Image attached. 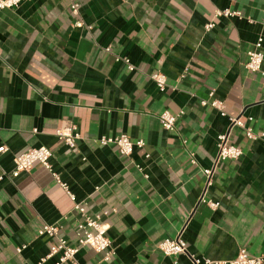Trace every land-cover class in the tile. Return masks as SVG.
<instances>
[{
	"label": "crops",
	"instance_id": "obj_1",
	"mask_svg": "<svg viewBox=\"0 0 264 264\" xmlns=\"http://www.w3.org/2000/svg\"><path fill=\"white\" fill-rule=\"evenodd\" d=\"M224 9L241 17H215ZM259 36L264 0H25L0 10V264H57L61 253L41 262L55 242L38 234L44 224L78 245L83 218L55 174L107 225L114 249L106 260L81 246L61 264H193L159 249L182 231L200 258L228 261L242 247L264 255V75L245 67ZM213 99L226 115L202 104ZM164 111L183 113L174 130L163 128ZM230 115L257 138L234 127L243 153L215 165ZM70 125L81 134L75 149L56 135ZM121 134L145 146L123 156L99 143ZM41 146L52 170L36 163L14 177V157Z\"/></svg>",
	"mask_w": 264,
	"mask_h": 264
},
{
	"label": "built area",
	"instance_id": "obj_2",
	"mask_svg": "<svg viewBox=\"0 0 264 264\" xmlns=\"http://www.w3.org/2000/svg\"><path fill=\"white\" fill-rule=\"evenodd\" d=\"M25 0H0V10L6 8H13L20 5ZM71 8L74 12H78L79 5L73 3ZM241 12L237 10L224 9L217 10L215 12V17H241ZM215 26V23L210 22L206 25V29L210 30ZM264 38L259 36L257 41L254 43V48L248 51V59L246 61L245 67L253 72H260L264 75L263 63H264V50H263ZM109 50V48L107 49ZM117 61L124 62L129 70L133 71L136 68L130 63L128 57H117ZM157 86L161 90H166L167 87V76L162 72H155L151 75ZM213 92L210 93V97L213 96ZM203 105L211 104L213 107L220 110L222 115H226L224 110V105L222 101L218 99H213L211 101L204 100L202 101ZM183 113L173 114L170 111H164L160 114L159 119L163 128L167 130H174L175 124ZM230 125L227 132L218 135L217 137V157L215 165L227 159H238L243 151L239 146L231 143L230 141V132L234 127L244 128L246 130V135L250 139L257 138L256 133L251 127H248L247 124L241 119V115H230L229 116ZM56 135L59 140L68 146L70 149H75L78 146V142L81 139V134L78 131V128L75 125H70L67 127L59 128L56 130ZM99 143L101 145H113L117 147L118 151L123 156L131 155L136 148H143L145 146V141L142 139L133 140L130 136L126 134H121L115 137L102 136L99 138ZM7 151L6 146L0 147V153ZM53 156L52 150L46 146H41L37 148H31L26 152L18 154L14 157L15 169L13 171V176H18L23 171H29L36 163L42 164L48 170H52L51 158ZM206 176V188L212 184L214 167L212 169L204 170ZM55 177L61 187L67 192L69 197L74 202V211L79 213L83 220L78 223L76 229V237L78 240L77 246H71L68 243V240L65 237L59 235L60 226L44 224L39 229V235L47 236L49 238L55 239V242L51 246L50 253L47 257L41 260L45 261L48 257L61 253L59 257V262L61 264L67 261H75V255L79 251L80 247L88 246L94 249L97 252L105 253V259L110 260L114 254V249L112 245V240L108 236L107 231L108 227L105 225L99 216H89L86 211V207L83 203L76 200L75 195L69 190L68 185L60 180L58 175L55 174ZM2 177H0L1 180ZM201 201L207 202L212 207H217V203L212 202L211 200H204V195L201 197ZM184 230V229H183ZM183 232V231H182ZM182 232L176 238L164 240L159 244V249L165 255H178L186 254L191 259L193 264H264V255L252 256L250 255L245 247L240 248L239 253L236 258L228 261H215L208 258H200L195 254L190 253L185 239L182 237ZM26 245H23L18 248V252H21Z\"/></svg>",
	"mask_w": 264,
	"mask_h": 264
}]
</instances>
